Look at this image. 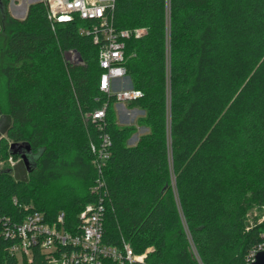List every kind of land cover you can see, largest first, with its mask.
<instances>
[{
    "label": "trees",
    "instance_id": "1",
    "mask_svg": "<svg viewBox=\"0 0 264 264\" xmlns=\"http://www.w3.org/2000/svg\"><path fill=\"white\" fill-rule=\"evenodd\" d=\"M9 5L1 0L0 157H19L13 143L41 155L26 178L0 170V264H48L38 248L30 260L10 252L18 239L5 236L6 219L40 212L54 223L64 212L74 232L97 202L91 144L102 131L87 115L106 104L104 242L151 248L149 264H199L193 246L204 264H246L264 243V222L247 223L264 208V0H116L117 29L148 31L125 42L127 74L143 92L130 104L150 129L135 146L136 127L118 126L116 98L100 90V48L80 34L83 21L53 25L44 2L20 20ZM72 51L77 64L65 58Z\"/></svg>",
    "mask_w": 264,
    "mask_h": 264
},
{
    "label": "built area",
    "instance_id": "2",
    "mask_svg": "<svg viewBox=\"0 0 264 264\" xmlns=\"http://www.w3.org/2000/svg\"><path fill=\"white\" fill-rule=\"evenodd\" d=\"M47 8L48 19L54 25L74 21H83L79 32L89 36L99 49V63L103 69L100 78V90L108 96H114L118 104H128L143 96V92L135 89L130 82L126 69V44L131 38L141 39L147 33L146 28L117 29L114 20L116 0H41ZM38 3V2H36ZM77 58L76 52H70ZM129 80L126 87L120 83ZM127 83V84H128ZM106 104L102 108L89 113L92 122L102 131L100 143L91 144L94 155L93 164L97 170V178L91 193L97 202L85 206L79 213V225L72 232L67 229L65 213L60 212L57 221L48 223L43 213L35 212L28 215L21 223L5 221L4 234L8 238L18 239L10 248V252L19 258L31 259L33 251L38 248L48 260V264H149L147 263L148 248L144 253L137 254L130 244L122 247L108 245L104 242V224L108 188L104 170L112 156V138L105 132ZM255 218L259 224L264 222V208L255 209ZM254 220V218H252ZM252 223V221H251ZM264 250V243L253 249L246 264H252L258 252ZM163 264V263H160Z\"/></svg>",
    "mask_w": 264,
    "mask_h": 264
},
{
    "label": "rangeland",
    "instance_id": "3",
    "mask_svg": "<svg viewBox=\"0 0 264 264\" xmlns=\"http://www.w3.org/2000/svg\"><path fill=\"white\" fill-rule=\"evenodd\" d=\"M13 1H15V0H10V3ZM8 10L10 12L9 7H8ZM65 58L71 64L79 63L77 61V58H74V59L72 58V54H70V52L65 54ZM6 62H7V60L3 56H0V93H1V99H2L4 105H5L4 101H5V95L7 93L6 92L7 90L5 89V80H4L3 76L1 75V69L6 64ZM128 81L129 80L123 81L122 83H120L119 86L120 87H126L127 85H129ZM169 99H170V90H169ZM113 111H114L116 123L118 124L119 127H121V128L127 127V126H135L136 127L137 131L132 135V137L127 142L129 146H135L138 143L141 136L150 132V129L141 123V119L146 116L145 110H143L139 107H133L130 103L125 104V105L116 103L113 106ZM169 134H170V128H169ZM169 141H170V137H169ZM9 143L11 144V141H9ZM170 160H171V164H172L171 149H170ZM0 170H9L13 177L14 176L16 178L21 177V179L26 178L27 173H28V171H27V169H26V167H25L20 156L19 157L9 156L8 158H4V159L0 157ZM172 185L175 188L176 176L174 174L173 166H172ZM254 210L255 209L251 210L248 213V216H247V218H248L247 223L248 224H250L251 221H253L252 218H254V220H256ZM186 231L189 234V237L192 239L191 234H190L187 226H186ZM192 250L194 252L193 253L194 258L197 259L198 263L204 264L201 256L198 254L195 246L192 247Z\"/></svg>",
    "mask_w": 264,
    "mask_h": 264
},
{
    "label": "water",
    "instance_id": "4",
    "mask_svg": "<svg viewBox=\"0 0 264 264\" xmlns=\"http://www.w3.org/2000/svg\"><path fill=\"white\" fill-rule=\"evenodd\" d=\"M1 4V0H0ZM81 60L80 54H78ZM10 153L12 155H19L28 171L30 173L32 169L36 167V161L39 159L41 152L34 154L31 146L28 143H13L10 146ZM252 264H264V250L257 253L255 261Z\"/></svg>",
    "mask_w": 264,
    "mask_h": 264
},
{
    "label": "crops",
    "instance_id": "5",
    "mask_svg": "<svg viewBox=\"0 0 264 264\" xmlns=\"http://www.w3.org/2000/svg\"><path fill=\"white\" fill-rule=\"evenodd\" d=\"M41 0H15L10 3V13L14 18L25 19L30 5Z\"/></svg>",
    "mask_w": 264,
    "mask_h": 264
}]
</instances>
